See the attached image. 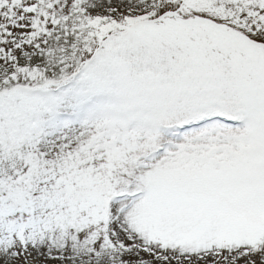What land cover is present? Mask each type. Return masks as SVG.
Listing matches in <instances>:
<instances>
[{
  "label": "snow or ice",
  "instance_id": "6c2138e0",
  "mask_svg": "<svg viewBox=\"0 0 264 264\" xmlns=\"http://www.w3.org/2000/svg\"><path fill=\"white\" fill-rule=\"evenodd\" d=\"M0 264H264V0H0Z\"/></svg>",
  "mask_w": 264,
  "mask_h": 264
}]
</instances>
